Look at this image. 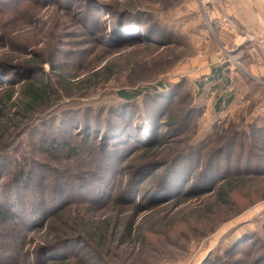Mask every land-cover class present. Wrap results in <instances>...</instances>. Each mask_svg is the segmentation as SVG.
<instances>
[{
    "label": "rangeland",
    "instance_id": "obj_1",
    "mask_svg": "<svg viewBox=\"0 0 264 264\" xmlns=\"http://www.w3.org/2000/svg\"><path fill=\"white\" fill-rule=\"evenodd\" d=\"M2 61L32 63L31 77L48 76L56 92L29 104L24 78L0 75V98L14 91L0 115L1 186L15 161L33 156L44 184L54 180L49 168L74 182L76 173L100 186L105 205L76 198L21 240L16 222H0V247L22 254L0 264H264V0L26 1L0 14ZM58 130L76 155L52 142ZM105 148L116 157L102 171ZM220 148L214 161L225 176L196 186ZM184 172L181 193L158 202L155 189ZM116 219L104 245L89 238ZM57 237L70 258L39 262Z\"/></svg>",
    "mask_w": 264,
    "mask_h": 264
},
{
    "label": "trees",
    "instance_id": "obj_2",
    "mask_svg": "<svg viewBox=\"0 0 264 264\" xmlns=\"http://www.w3.org/2000/svg\"><path fill=\"white\" fill-rule=\"evenodd\" d=\"M26 1H32V0H0V14L6 11L7 9L19 10L21 5ZM34 67L35 65H33L32 63L9 64L8 62H3V61L0 62V75L4 73L7 75H10V73H17L19 80L24 78L25 84L22 87L23 90L21 93L24 96H28L30 98L29 104L38 103V102H46L48 95H50V93L52 94L56 92V89L52 87L48 76H46L43 79H41L42 78L41 77L38 80L37 79L34 80V78L31 77V73L33 72V70H35ZM37 70H40V69H37ZM1 80L3 79H0V82ZM35 82L41 83L39 88L34 87V85L36 84ZM10 93H11L10 96L9 95L6 96L7 100L0 98V115L7 107H9L8 106L9 102L7 101H10L14 97V91H10ZM121 94L126 99H131L134 97L133 95L131 96L129 93H125V92H122ZM170 119L171 121L173 120V118H170ZM83 126H85L86 130H90L89 127H96V124H93L91 126L89 125L87 126L86 124H83ZM63 131L64 130H60L59 132H56V136H54L52 142L57 144L60 141L59 139L63 140V142H65L63 149H66V151H68V153H70L71 155H76L77 150L75 149V146L71 143V141H69V139L65 136V132ZM151 139H153V132L151 131L143 135L142 137L143 141L151 140ZM114 140L116 142V139ZM3 144H5V141L2 138H0V149L3 148ZM109 144H112V143L109 142ZM56 148L58 147L56 146ZM109 150L110 149L106 151V148L103 150V152L99 150L98 154H99L100 160H102V166L101 165H99L100 167L98 166L99 170L103 171L106 166H110L111 164L110 162L114 160V157H116L114 156L113 153H111L113 150L112 149L111 151ZM215 153H216L215 155L209 154L207 159L204 160V165L201 171L196 173L195 175L196 186L201 184L202 182L201 180L203 179L202 177L206 175L207 176L210 175L216 178L219 176L220 177L225 176L220 173L222 171H219V168H221L220 165H216L217 162L214 161L216 155L218 156L219 154L220 156L222 154V148L217 149ZM37 162H40L39 159L33 156L29 158L28 165L24 164L22 166H19V162L15 161L13 177L9 180L8 184H4V187H2L0 183V222H3L2 226H7V228H9L8 223L16 222L18 226H15V227L19 229L18 232H21L19 233L20 235L17 236L18 239L21 240L22 238L21 235L23 233V230L28 231V230L33 229L34 226L36 225L41 224L40 226H42L48 223L51 220V218L54 217L65 206L69 205L70 203L72 204L73 202H75L76 198H78V200L82 199V201L88 200L90 202H96L97 203L96 206L105 205V202L103 199L105 198V196L103 195V190L100 191L99 189L100 186L98 184H94V182L90 181L87 178L85 179L83 177H78V174L76 173L73 174L74 175L73 177L76 178L77 182L76 181L74 182L73 180H69L68 178H66L64 175L57 174V171L55 169L49 168L47 170L49 172L54 173L53 175L54 180L52 183L49 184V186L47 184H44L45 179H47L46 174L44 173L37 177V174L35 173V169L33 168V163H35V165L40 164ZM1 166L2 165L0 164V179L4 176L3 175L4 168ZM216 171H219V172H216ZM228 171H230L229 167H228ZM100 172L97 171L94 173V175L97 179L103 182L102 180H104L103 178H105V176L103 175L105 174H100ZM234 172L238 173L240 171H238L237 169V171H234ZM187 176H188V172H184V174L182 173L181 175L172 174L171 176L166 178L164 182L162 181L161 185L157 187L154 191V196L155 197L157 196V201L160 202V201L166 200L167 198H170V199L174 198L173 195L180 192L179 186L183 183V181L187 178ZM57 182H59L58 185H57ZM151 183H152L151 184L152 186L154 183L153 182ZM219 188L223 189V186ZM81 190H84V192L87 191L89 194V197L88 198L83 197L84 194H83V191ZM131 190L133 191V192L130 191L131 197H135L134 194L137 192L138 189L134 187V189H131ZM111 196L112 195L109 194L107 195V198H111ZM100 222L101 224H105L106 226H108L106 223L107 221L101 220ZM132 223H133V220H132ZM132 223L130 221L126 223L124 227L125 233L123 234H127V233L130 234L132 232V226H133L131 225ZM118 225L119 223H118V220L116 219L114 224L110 223V227H108V229L102 230L101 233H98V234L93 233L95 236L89 233V238L91 239L96 238V240L99 243H101V245H104L106 243V239L108 235L114 236L115 230L118 228ZM83 227L88 228V229H94L88 223H85ZM109 228L112 229L111 232H109ZM9 231L11 233L14 232V231H11V229H9L8 232ZM10 232L8 234H11ZM67 241H68L67 239L65 240L59 237L55 238L52 241L53 243L52 245L44 248L45 251L44 250L42 251L44 254H41V252L38 254V256H42L40 260L38 258L35 260L37 262L38 260L39 262H45L46 260L50 258L58 259V260H62V259L67 260L71 256L69 252L67 251L68 249H66V251H61L62 247L64 248L66 245H69ZM91 252H92V248L87 251V255H89V257L91 256L90 255ZM74 254H75V257H78V254L76 252ZM3 256H5L4 258H7L5 260L9 262L21 261L22 259V254L20 255L11 254L8 251V249L0 247V260L3 259ZM84 260H86V258ZM84 260L80 259L79 260L80 264H89L90 261L88 260L84 261ZM96 261L97 260L94 257H92V260H91V262H93L92 264H96L95 263ZM202 264H205V263H202Z\"/></svg>",
    "mask_w": 264,
    "mask_h": 264
}]
</instances>
